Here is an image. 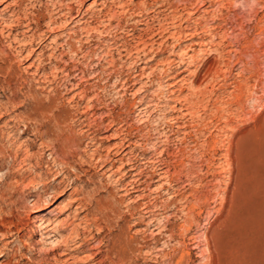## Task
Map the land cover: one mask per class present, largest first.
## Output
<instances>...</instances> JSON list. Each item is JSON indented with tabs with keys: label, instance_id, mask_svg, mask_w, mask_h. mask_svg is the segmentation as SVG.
<instances>
[{
	"label": "rangeland",
	"instance_id": "374dc122",
	"mask_svg": "<svg viewBox=\"0 0 264 264\" xmlns=\"http://www.w3.org/2000/svg\"><path fill=\"white\" fill-rule=\"evenodd\" d=\"M101 1L104 0H81L85 19L68 26L78 29L89 23L90 27H99L86 34L83 31L80 41H73L81 47L78 59L65 56L70 67L79 72L71 83L81 84L91 94L87 100L79 101L75 97L68 101L74 91L70 82L57 78L50 79L51 83L45 80L46 84L40 80L35 67L29 64L31 60H26L17 50L19 46L13 43V47L0 30V110L3 109L0 111V264H85L81 260L90 261L89 255L102 257L95 254L99 239L104 244H118L123 237L127 250L111 252L107 264L126 261L125 264H264V0H105V4ZM4 5L0 4L1 17L7 11ZM102 7L103 11H111L115 19L111 25L105 16H101L105 21L100 16L98 20L92 17ZM39 11L47 13L44 6ZM137 39H145L146 45ZM136 42L143 47L140 45L139 53L134 48ZM124 45L131 47L132 52L126 53ZM105 47L111 53H105ZM55 92L58 98L54 108L61 107L65 118L60 126L63 142L58 145L59 150L53 149L48 139L40 142L37 134L43 128H38L39 120L29 117L30 112ZM87 101L91 104L88 109ZM31 102L33 105L27 109ZM64 108L67 109L63 111ZM81 120L84 128L90 124L88 133L80 126ZM126 129L131 130L135 155L130 146L124 151L129 150L134 156L120 152L124 146L120 149L119 142L128 133ZM95 148L105 157L90 159L89 152ZM107 152L110 158H106ZM28 153L33 160L27 159ZM34 156L41 163L34 161ZM52 156L56 165L51 161ZM118 156L136 162L135 166L144 169V175L154 174L153 181L148 179L151 183L147 180L140 188L153 212L143 221L138 218L139 202V207L135 205L137 192L124 194L121 190V183L131 176L114 172L119 161L113 167L110 165ZM142 157L145 162L140 161ZM65 158L70 162L68 180L80 171L73 184H68L66 172V176L60 170L57 173ZM45 162L54 166L44 165ZM161 165L167 167L164 166L167 173L158 177L156 173ZM44 172L47 176L42 175ZM163 177L169 179L168 183ZM63 179V189L60 187L56 195L48 189L50 184ZM77 196L89 204L93 198L98 199L90 204L96 213L89 215L98 213L97 219L102 216L96 225H91V233L96 232V237L87 242L84 251L77 252L73 241L65 249L66 254L56 256L64 247L54 251L57 243L52 244V240L61 234L66 236L71 224L77 223L86 212L83 208L82 212L75 210ZM130 204L135 206L133 215L128 208ZM40 217H50V221H55L52 225H60V232L51 231L50 227L37 230L36 222L41 227L45 225L42 224L45 219ZM82 224L81 229L88 237L90 232ZM120 227L123 231L119 238ZM49 250L53 252L44 254Z\"/></svg>",
	"mask_w": 264,
	"mask_h": 264
},
{
	"label": "bare ground",
	"instance_id": "6f19581e",
	"mask_svg": "<svg viewBox=\"0 0 264 264\" xmlns=\"http://www.w3.org/2000/svg\"><path fill=\"white\" fill-rule=\"evenodd\" d=\"M167 1V0H166ZM102 2V4H105V0L104 1H101ZM136 2V1H135ZM145 2V1H144ZM148 2H150V1H148ZM147 2V3H148ZM157 2V1H156ZM155 2V3H156ZM2 3H4L5 5L3 6V8H5V9H7V11H6V13L5 14H3L2 15V17L0 16V24L2 25V27H1V32L2 33H5L6 35L5 36H7V38L9 39V43H12V46H13V43H15L16 45H18L19 46V48L17 49V50H19V53H21V55L22 56H24V58L26 59V60H31L30 61V66H34L35 68V74H36V76H38V78H40V80H42V81H45V80H49V82H50V79H57V78H60V79H62L63 81H67V82H73L72 80L74 79V75H75V73H77V72H75V70L76 69H72L70 66V61L68 62V61H66V59H65V56L67 55V57H68V55H71V57H72V59L73 58H77V56L81 53V47H78L76 44V42L74 43L73 41L75 40V41H80V37H81V35H82V32L84 31V33L85 32H89L91 29L93 30V29H98L99 27H90L89 26V23H86L85 25H81V26H78L79 28L78 29H76L77 27H73V29L72 28H70V27H68L69 26V24H71L72 23V25H73V22H77L78 23V21H81V19L84 17V12L82 11V6L80 5L81 4V0H48V1H46L45 3L43 2V0H0V4H2ZM107 3V2H106ZM142 3V2H141ZM140 3V4H141ZM159 3V2H158ZM165 3H167V2H165ZM137 4V3H136ZM144 4V3H143ZM168 4V3H167ZM108 5H110V4H108ZM126 5H131V4H128V3H126ZM146 5V4H145ZM149 5V4H148ZM41 6H44V8L46 9V11H47V13L46 14H43L42 12H40L39 11V9H40V7ZM135 6V5H134ZM133 6V7H134ZM158 6H159V4H158ZM109 7V6H108ZM138 6H136L135 8H137ZM142 7V6H141ZM165 6H163V8H164ZM147 8V7H146ZM153 8V7H152ZM171 8V7H170ZM4 9V10H5ZM105 8L104 7H102L99 11H97V12H93V14H92V17L93 18H98L99 16L101 17V16H105L104 18H106L107 19V24L108 25H111V23H112V21H113V19L114 18H112V13H111V11L108 9V10H106V11H103ZM145 9V8H144ZM44 10V9H43ZM42 10V11H43ZM86 10V9H85ZM164 10V9H163ZM176 10V9H175ZM174 11V10H173ZM44 12H45V10H44ZM111 13V14H110ZM175 13V12H174ZM167 14V13H166ZM170 14V13H169ZM115 15V14H114ZM117 15V14H116ZM115 15V16H116ZM172 15V14H171ZM177 15V14H176ZM164 16V15H163ZM77 17H79V18H77ZM165 17V16H164ZM171 17V16H170ZM104 18H100V19H103L104 21H105V19ZM119 18V17H118ZM175 18V17H174ZM83 19H85V18H83ZM99 19V18H98ZM97 19V20H98ZM170 19V18H169ZM177 19V18H176ZM94 20V19H93ZM115 20V19H114ZM118 20V19H117ZM174 20V19H173ZM100 21V20H99ZM103 21V22H104ZM167 21H169V20H167ZM98 22V21H97ZM102 22V21H101ZM171 22V21H170ZM116 23V22H115ZM175 23V22H174ZM97 24V23H96ZM104 24H105V22H104ZM161 24V23H160ZM115 26V25H114ZM163 27V26H162ZM133 28V27H132ZM107 29V28H106ZM164 29V28H163ZM176 29V28H175ZM164 31V30H163ZM175 31V30H174ZM155 32V31H154ZM83 33V34H84ZM94 33H95V30H94ZM104 33V32H103ZM130 33V32H129ZM140 33V32H139ZM165 33V32H164ZM169 33V32H168ZM175 33V32H174ZM1 34V33H0ZM86 34V33H85ZM157 34V33H156ZM138 35V34H137ZM172 35V34H171ZM176 35V34H175ZM4 36V35H3ZM84 36V35H83ZM91 36V35H90ZM132 36V35H131ZM141 36V35H140ZM173 36V35H172ZM86 37H88V35L86 36ZM96 37V36H95ZM143 37V36H142ZM175 37V36H174ZM85 38V37H84ZM90 38V37H89ZM98 38V37H97ZM96 38V39H97ZM139 38V37H138ZM135 39H136V37H135ZM83 40V39H82ZM86 40H88V39H86ZM122 40V39H121ZM138 40V39H137ZM107 41V40H106ZM139 42L141 41V39H139L138 40ZM137 41V42H138ZM137 42H136V44H137ZM138 42V43H139ZM119 43V42H118ZM124 43V42H123ZM141 43L142 44H144V45H146V40L144 39V41H141ZM141 43L140 44H137L136 46H135V44H134V48H136V51L139 53V51H140V45H141ZM99 44V43H98ZM102 44H103V41H102ZM124 44H127V43H124ZM110 45V44H109ZM108 45V46H109ZM131 45V44H130ZM93 46V45H92ZM97 46V45H96ZM99 46V45H98ZM107 46V45H106ZM121 46V45H120ZM125 46V45H124ZM132 47H133V45H131ZM149 46V45H148ZM14 47V46H13ZM12 47V48H13ZM67 47V48H66ZM94 47H95V45H94ZM110 47V46H109ZM117 47V46H116ZM119 47V46H118ZM130 47V46H129ZM141 47H142V45H141ZM145 47V46H144ZM103 48V47H102ZM112 48H113V46H112ZM111 48V49H112ZM121 48V47H120ZM122 48H124L123 46H122ZM94 48L92 47V50H93ZM104 49H107V50H105L106 52L105 53H111V51H110V49H108V48H104ZM103 49V50H104ZM133 49V48H132ZM142 49H143V47H142ZM141 49V50H142ZM91 50V49H90ZM95 50V49H94ZM100 50V49H99ZM118 50V49H117ZM120 50V49H119ZM124 50V49H123ZM125 50L127 51L126 53H130V51L132 52V50H131V47H130V49L128 48V47H126L125 46ZM145 50V49H144ZM150 50V49H149ZM147 51V50H146ZM17 52V51H16ZM84 52V51H83ZM121 52V51H120ZM88 53V52H87ZM118 53V52H117ZM140 53H142V52H140ZM144 53H146V52H144ZM96 54V53H95ZM123 54V53H122ZM135 54V53H134ZM88 55H91V52H90V54L88 53ZM84 56H85V53H84ZM92 56V55H91ZM102 56V55H101ZM106 56V55H105ZM110 56H112V54L110 55ZM120 56V55H119ZM126 56V55H125ZM129 56V55H128ZM133 56H135V55H133ZM87 57V56H86ZM85 57V58H86ZM100 57V56H99ZM98 57V58H99ZM108 57V56H107ZM138 57V56H137ZM17 58H20V57H17ZM129 58H131V57H129ZM148 58V57H147ZM71 59V58H70ZM69 59V60H70ZM78 59V58H77ZM76 59V60H77ZM106 59V58H105ZM105 59H103V60H105ZM114 59V58H113ZM75 60V59H74ZM98 61V60H97ZM110 61H111V59H110ZM114 61V60H113ZM76 62V61H75ZM102 62V61H101ZM116 62V61H115ZM72 63V62H71ZM107 63H110L109 61L107 62ZM112 63V62H111ZM105 64V63H104ZM72 65H74V64H72ZM111 65V64H110ZM76 66V65H75ZM95 66V65H94ZM105 66H106V64H105ZM104 67V66H103ZM47 68H49L48 70H47ZM74 68V67H73ZM90 68V67H89ZM104 68H106V67H104ZM82 69V68H81ZM91 69V68H90ZM11 70V69H10ZM78 70H79V67H78ZM7 72V71H6ZM33 72V73H34ZM81 72H83V71H81ZM80 72V73H81ZM85 72V71H84ZM32 73V72H31ZM79 73V72H78ZM77 73V74H78ZM144 73V72H143ZM10 74V73H9ZM84 74V73H83ZM8 75V74H7ZM15 75H17V74H15ZM93 75V74H92ZM99 75V74H98ZM133 75V74H132ZM13 76V75H12ZM33 76V75H32ZM87 76H89V75H87ZM86 76V77H87ZM131 76V75H130ZM138 76V75H137ZM136 76V77H137ZM15 77V76H14ZM34 78H35V76H33ZM105 77V76H104ZM133 77V76H132ZM85 78V77H84ZM93 78H95V75H94V77ZM99 78H100V76H99ZM81 79V78H80ZM79 79V80H80ZM83 79V78H82ZM104 79V78H103ZM128 79V78H127ZM136 79H138V78H136ZM39 80V81H40ZM78 80V81H79ZM134 80V79H133ZM122 81V80H121ZM38 82V81H37ZM41 82V81H40ZM46 82V81H45ZM48 82V83H49ZM77 82V81H76ZM27 83V82H26ZM51 83V82H50ZM50 83H49V85H50ZM56 83V82H55ZM60 83V82H59ZM81 83V82H80ZM125 83V82H124ZM46 84H47V82H46ZM53 85V84H52ZM66 85V84H65ZM81 85V84H80ZM80 85H79V83H77V84H75V83H71V85L70 86H72L70 89L71 90H74L73 91V94H72V97L70 98V97H68V98H70V99H68V101L69 100H73L75 97H79L80 98V100L79 101H81V99H86L87 100V98L89 97L88 96V94H90V93H88L87 92V90L85 89V88H83V87H80ZM39 86V85H38ZM47 86V85H46ZM50 87H52V86H50ZM50 87H48V88H50ZM85 87V86H84ZM52 88H54V87H52ZM56 89V88H55ZM33 90V89H32ZM57 90V89H56ZM90 90V89H89ZM54 91V90H53ZM67 91V90H66ZM52 92V91H51ZM60 92V91H59ZM25 93V92H24ZM23 93V94H24ZM94 93V92H93ZM96 93V92H95ZM94 93V94H95ZM56 94H58V93H56L55 92V94L53 95V96H50V97H48L47 98V101L46 102H42L39 106H37L36 108H38V109H36V110H34V112H30V118H32V119H37V120H39V123L37 124L38 125V128L41 130L42 128H43V131L41 132L40 131V133L38 132V136L40 137V142L41 143H45V139H48L49 141H51L52 142V144H53V149H54V147H56V149L57 150H59L58 149V145H60L61 146V142H63L62 141V133H61V128H60V126H61V123H63L64 121H65V118H64V116H63V114L61 113V107L59 108V107H56V109L54 108V106H56L57 105V98L58 97H56L55 95ZM18 95V94H17ZM46 95V94H45ZM48 95H50V94H48ZM61 95V94H60ZM91 95V94H90ZM28 97V96H27ZM44 97V96H43ZM61 97V96H60ZM87 97V98H86ZM99 98V97H98ZM60 99V98H59ZM58 99V100H59ZM84 99V100H85ZM94 99V98H93ZM11 100V99H10ZM75 100V99H74ZM97 100V99H96ZM95 100V101H96ZM61 101H62V98H61ZM13 102V101H12ZM73 102V101H72ZM91 102V101H90ZM59 103H61V102H58V104ZM64 103V102H63ZM69 103V102H68ZM78 103V102H77ZM6 104V103H5ZM12 104V103H11ZM66 104V103H65ZM33 105V102H31V103H29V105L27 106V109H29L31 106ZM60 105V104H59ZM68 105V104H67ZM71 105V104H70ZM90 103L87 101V104L85 105V107H87V109L88 108H90ZM78 106V105H77ZM82 106V105H81ZM80 106V107H81ZM84 106V105H83ZM99 106V105H98ZM94 107V106H93ZM1 108V107H0ZM4 108V107H3ZM190 108V107H189ZM67 108H64V110L63 111H65ZM74 109V108H73ZM192 109V108H191ZM3 110V109H2ZM2 110H0V111H2ZM82 110V109H81ZM143 110V109H142ZM189 110V109H188ZM84 111V110H83ZM144 111V110H143ZM190 111V110H189ZM192 111V110H191ZM68 112V111H67ZM90 112V111H89ZM69 113V112H68ZM73 113V112H72ZM141 113H142V111H141ZM145 113V112H144ZM189 113V112H188ZM19 114V113H18ZM73 114H75V113H73ZM82 114H84V113H82ZM90 114V113H89ZM107 114H109V113H107ZM195 114V113H194ZM66 115H67V113H66ZM69 115V114H68ZM71 115V114H70ZM80 115V114H79ZM78 115V116H79ZM16 116V115H15ZM19 116V115H18ZM75 116V115H74ZM81 116V115H80ZM89 116V115H88ZM110 116H111V113H110ZM178 116V115H177ZM66 117V116H65ZM19 118V117H18ZM76 118V117H75ZM78 118V117H77ZM87 118V117H86ZM89 118V117H88ZM175 118H177V117H175ZM21 119V118H20ZM68 119V118H67ZM72 119V118H71ZM70 119V120H71ZM80 119V118H79ZM78 119V120H79ZM173 119V118H172ZM26 120V119H25ZM83 120H84V118H83ZM86 120V119H85ZM84 120V121H85ZM28 121V120H27ZM33 120H31V122H32ZM35 121V120H34ZM72 121V120H71ZM173 121V120H172ZM177 121H178V119H177ZM36 123L38 122V121H35ZM76 122V121H75ZM78 122V121H77ZM86 122V121H85ZM112 122H113V120H112ZM111 122V123H112ZM183 122H185L184 120H183ZM30 123V122H29ZM34 123V122H33ZM72 123H73V121H72ZM82 123V120H81V122H80V124ZM110 123V122H109ZM189 123V122H188ZM78 124H79V122H78ZM83 124V123H82ZM82 124L80 125V126H82ZM183 125H184V123H182ZM191 124V123H190ZM25 125V124H24ZM15 126V125H14ZM35 126V125H34ZM69 126V125H68ZM84 126H87V133H88V129H90V124L88 125V124H86V125H84ZM120 126V125H119ZM172 126V125H171ZM191 126V125H190ZM83 127V126H82ZM93 127V126H92ZM124 127V126H123ZM178 127V126H177ZM37 128V129H38ZM76 128V127H75ZM84 128V127H83ZM85 128H84V130H85ZM130 128V127H129ZM167 128V127H166ZM175 128V127H174ZM26 129V128H25ZM30 128L28 127L26 130H29ZM65 129V128H64ZM68 129H69V127H68ZM71 129L72 128H70V131H71ZM92 129V128H91ZM117 129V128H116ZM176 129V128H175ZM179 129V128H178ZM66 130V129H65ZM121 130V129H120ZM127 130V129H126ZM185 130V129H184ZM31 131V130H30ZM37 131V130H36ZM128 131V133H126L125 132V136H123L121 139H120V149L124 146V148L120 151V152H122V151H124L125 150V147H127V146H130V147H132L131 148V151H132V153H133V150H134V145L133 146H131L132 144H133V141L131 140L132 139V134L129 132V131H131V130H127ZM154 131H155V129H154ZM163 131V130H162ZM180 131V130H179ZM69 132V131H68ZM121 132H123V131H121ZM141 132H143V131H141ZM185 132V131H184ZM72 133V132H71ZM76 133V132H75ZM86 133V134H87ZM130 133V134H129ZM139 133V132H138ZM33 134H35V133H33ZM32 134V135H33ZM84 134V133H83ZM93 134V133H92ZM115 134H117V132H115ZM123 134H124V132H123ZM134 134V133H133ZM141 134V133H140ZM159 134V133H158ZM162 134V133H161ZM1 135H2V133H1ZM69 135H71L70 133H69ZM142 135V134H141ZM34 136V135H33ZM85 136V135H84ZM91 136V135H90ZM151 136V135H150ZM156 136V135H155ZM160 136V135H159ZM36 137V136H35ZM71 137V136H70ZM73 137H74V135H73ZM72 137V138H73ZM86 137V136H85ZM88 137V136H87ZM86 137V138H87ZM93 137V136H92ZM97 137V136H96ZM139 137V136H138ZM141 137V136H140ZM169 137H170V135H169ZM175 137V136H174ZM31 138V137H30ZM165 138V137H164ZM177 138V137H176ZM74 139H76V138H74ZM134 139V138H133ZM141 139V138H140ZM160 139V138H159ZM169 139V138H168ZM167 139V140H168ZM47 140V141H48ZM147 140V139H146ZM145 140V141H146ZM181 140H183V139H181ZM39 141V140H38ZM70 141H71V138H70ZM73 141V144H74V141L75 140H72ZM87 141V140H86ZM141 141V140H140ZM140 141H138L139 142V144H141L140 143ZM148 141V140H147ZM153 141H154V139H153ZM152 141V142H153ZM93 142H94V139H93ZM138 142L136 143L137 145H138ZM151 142V143H152ZM174 142V141H173ZM38 143V142H37ZM69 143V142H68ZM91 143H92V141H91ZM116 143V142H115ZM161 143V142H160ZM167 143V142H166ZM27 144V143H26ZM87 144V143H86ZM135 144V143H134ZM145 144V143H144ZM148 144V143H147ZM164 144V143H163ZM29 145V144H28ZM42 145V144H41ZM47 145V144H46ZM50 145V144H49ZM70 145V144H69ZM75 145H76V143H75ZM95 145H97L96 143H95ZM19 146V145H18ZM59 146V147H60ZM115 146V145H114ZM143 146V145H142ZM170 146V145H169ZM29 147H30V145H29ZM46 146L44 145V148H45ZM68 147V146H67ZM72 147H73V145H72ZM72 147H70V148H72ZM77 147V146H76ZM94 147V146H93ZM99 147V146H98ZM139 147V146H138ZM141 147V146H140ZM145 147V146H144ZM162 147H164V146H162ZM28 148V147H27ZM48 148V147H47ZM51 148V149H52ZM61 148V147H60ZM64 148V147H63ZM69 148V147H68ZM92 148V147H91ZM104 148V147H103ZM161 148V147H160ZM33 149V148H32ZM31 149V150H32ZM40 149V148H39ZM56 149H55V151H56ZM74 149H76V148H74ZM108 149V148H107ZM106 149V150H107ZM110 149V148H109ZM156 149V148H155ZM168 149V148H167ZM166 149V150H167ZM22 150V149H21ZM79 150V149H78ZM78 150H76V151H78ZM88 150V149H87ZM161 150H162V148H161ZM17 151V150H16ZM72 151V150H71ZM70 151V152H71ZM74 151V150H73ZM76 151H74V152H76ZM91 151V150H90ZM110 151V150H109ZM112 151H114V150H112ZM131 151H129V150H127L126 152L124 151V154L126 155V153L128 154V152H130V154H131ZM159 151V150H158ZM36 152V151H35ZM54 152V151H53ZM85 152V151H84ZM105 152V151H104ZM111 152V151H110ZM134 152H135V150H134ZM165 152H167V151H165ZM24 153V152H23ZM65 153V152H64ZM90 153V155H89V158L91 157L92 159H100V158H103V156L105 157V155H102L101 153H99V151H98V148L96 149H94L93 150V152H89ZM108 153V155H106V158H110V153L109 152H107ZM116 153V152H115ZM4 154V153H3ZM66 154V153H65ZM122 154V153H121ZM124 154H123V156H124ZM134 154V153H133ZM133 154H131V155H133ZM138 154H139V152H138ZM141 154H143V153H141ZM157 154H161V153H157ZM168 154V153H167ZM36 155V154H35ZM54 155H56V154H54ZM62 155V154H61ZM72 155V154H71ZM70 155V156H71ZM77 155V154H76ZM88 155V154H87ZM135 155V154H134ZM133 155V156H134ZM151 155V154H150ZM174 155H176V154H174ZM27 156V155H26ZM32 156H33V154H32ZM85 156H86V154H85ZM127 156V155H126ZM143 156H144V154H143ZM39 157V156H38ZM60 157H62V156H60ZM73 157V156H72ZM119 157V156H118ZM116 158V159H114V161H112L111 162V167H113V166H115L116 165V162L117 161H119L120 163L118 164V166H117V168H115V170H114V172L116 171H119V172H123V175H126V176H131V178L129 179V180H127V181H124L123 183H121V190H124L123 192H125L124 194H131V193H135V192H137V194H136V197H135V199H137V203L135 204L136 205V207L138 206V202H139V206L141 207H139V211H138V213H139V217L138 218H140V220L142 219V221H143V219H144V217H146V215L149 213V212H151V204H150V202L148 203V202H146L145 201V198L147 197V195H145L144 193L145 192H143V193H141V191H140V188H141V186H145L144 184L147 182V180L148 179H152V181H153V177H154V174H151L150 176L149 175H144L145 173H144V169H140V168H142V167H137V166H135V163H133L131 160H129V161H125V160H128V158L127 157H119V158ZM130 157H132V156H129V158ZM137 157V156H136ZM136 157H133V158H136ZM139 157V156H138ZM146 157V156H145ZM171 157V156H170ZM32 159L31 158V154L29 155V153H28V157H27V159ZM42 158V157H41ZM52 158H54L53 156H52ZM51 158V159H52ZM64 157H62V159H63ZM88 158V157H87ZM90 158V159H91ZM106 158H104V161H106ZM123 158H127V159H123ZM141 158V157H140ZM163 158V157H162ZM161 158V159H162ZM4 159V158H3ZM23 159H24V157H23ZM27 159H25V161H27ZM37 158H35V156H34V161L36 160ZM61 159V160H62ZM131 159V158H130ZM146 159V158H145ZM157 159V158H156ZM160 159V160H161ZM33 160V159H32ZM41 160V159H40ZM40 160L38 161V159L36 160L37 162H40ZM103 160V159H102ZM102 160H100V161H102ZM140 160V159H139ZM151 160H152V158H151ZM159 160V159H158ZM30 161V160H29ZM44 161V160H43ZM46 161V160H45ZM49 161V160H48ZM47 161V162H48ZM51 161H54V164H55V162H56V159L54 158V159H52ZM58 161H60V160H58ZM58 161H57V163H58ZM94 161V160H93ZM136 161H137V159H136ZM141 162H145V160H144V157H142V160H140ZM147 161H149L148 160V157H147V160H146V162ZM153 161V160H152ZM167 161V160H166ZM32 162V161H31ZM79 162V161H78ZM85 162V161H84ZM91 163H92V160L90 161ZM95 162V161H94ZM156 162H157V160H156ZM159 162V161H158ZM157 162V163H158ZM163 162V161H162ZM161 162V163H162ZM41 163V162H40ZM52 163V162H51ZM51 163H49V164H47L46 162L44 163V165L45 164H47V165H51ZM70 163V162H69ZM68 160L66 161V158H65V160H62L61 161V163H60V166L58 167L59 169H57V173L59 172L58 170H60L61 171V173H63L65 176H66V174H67V177H68V174H69V172H68ZM88 163V162H87ZM118 163V162H117ZM160 163V162H159ZM166 163V162H165ZM168 163V162H167ZM172 163V162H171ZM59 164V163H58ZM99 164H100V162H99ZM149 164V163H148ZM164 164V163H163ZM53 165V164H52ZM51 165V166H52ZM56 165V164H55ZM144 165H146V164H144ZM54 166V165H53ZM72 166V165H71ZM75 166V165H74ZM73 166V167H74ZM129 166V167H128ZM143 166V165H142ZM154 166V165H153ZM164 166L165 165H161V166H159V168H158V172L156 173L157 175H158V177H162V175H166V173H167V164H166V169L164 168ZM73 167H71V168H73ZM81 167V166H80ZM97 167V166H96ZM110 167V166H109ZM110 167V168H111ZM169 167V166H168ZM48 168V167H47ZM52 169V167H50L49 168V170H51ZM69 169H70V167H69ZM79 169V168H78ZM81 169V168H80ZM108 169V168H107ZM156 169H157V167H156ZM53 170H55V168L53 167ZM110 170H112V169H110ZM110 170H109V172H110ZM170 170V169H169ZM47 171V169L45 170V172ZM70 171V170H69ZM72 171V170H71ZM154 171H155V169H154ZM45 172H44V174L42 173V175H48L49 173H50V171L48 172H46V174H45ZM53 172V171H52ZM51 172V173H52ZM54 172H56V171H54ZM54 172H53V174H54ZM65 172H66V174H65ZM73 172V171H72ZM82 172V171H81ZM85 172V171H84ZM96 172V171H95ZM77 173V172H76ZM75 173V174H76ZM152 173H153V171H152ZM172 173V172H171ZM174 173V172H173ZM56 174V173H55ZM73 174V173H72ZM74 174V175H75ZM79 174H80V171H79ZM79 174L76 176V177H74L71 181L70 180H68V179H71V178H67V181H68V184H73L74 182H76V180H78V176H79ZM95 174V173H94ZM148 174V173H147ZM37 175V174H36ZM46 175V176H47ZM50 175V174H49ZM48 175V176H49ZM63 175V176H64ZM110 175V174H109ZM156 175V176H157ZM20 176V175H19ZM45 176V177H46ZM52 176V175H51ZM55 176V175H54ZM64 176V177H65ZM72 176V175H71ZM91 176V175H90ZM111 176V175H110ZM144 176H145V178H144ZM34 177V176H33ZM40 177V176H39ZM50 177V176H49ZM122 177V176H121ZM157 177V178H158ZM170 177H171V175H170ZM23 178V177H22ZM29 178V177H28ZM43 178V177H42ZM48 178V177H47ZM46 178V179H47ZM54 178V177H53ZM120 178V177H119ZM164 178V177H163ZM167 178V177H166ZM166 178H164V179H166ZM37 179V178H36ZM44 179V178H43ZM42 179V180H43ZM19 180V179H18ZM31 180H32V178H31ZM38 180V179H37ZM45 180V179H44ZM150 180H148V182L149 183H151L150 182ZM160 180V179H159ZM162 180V179H161ZM160 180V181H161ZM167 180H169V179H166V181ZM20 181H21V179H20ZM27 181V180H26ZM25 181V182H26ZM29 181V180H28ZM34 181H36V180H34ZM40 181V180H39ZM51 181V180H50ZM173 181V180H172ZM176 181V180H175ZM19 182V181H18ZM30 182V181H29ZM33 182V181H32ZM38 182V181H37ZM46 182V181H45ZM64 182H65V180L63 179V180H61V181H58V182H56V183H54V184H50L49 185V187H48V189L50 188L51 190H54V194L56 195V191L61 187L62 188V186H64ZM20 183V182H19ZM34 183V182H33ZM86 183V182H85ZM153 183V182H152ZM161 183V182H160ZM163 183V182H162ZM167 183H168V181H167ZM35 184V183H34ZM170 184V183H169ZM173 184V183H172ZM46 185V184H45ZM146 185H148V184H146ZM41 186V185H40ZM66 186V185H65ZM103 186V185H102ZM150 186H151V184H150ZM161 186H162V184H161ZM68 187V186H67ZM75 187V186H74ZM34 188V187H33ZM61 188H60V190H61ZM147 188V187H146ZM164 188V187H163ZM63 189V188H62ZM46 190V189H45ZM44 190V191H45ZM144 190V189H143ZM1 191V190H0ZM47 191V190H46ZM59 191V190H58ZM175 192V191H174ZM122 193V192H121ZM5 194V193H4ZM40 194V193H39ZM39 194H37V195H39ZM46 194V193H45ZM96 194V193H95ZM2 195V194H1ZM49 195V194H48ZM54 195V196H55ZM116 195V194H115ZM40 196V195H39ZM41 196H42V194H41ZM44 196V195H43ZM51 196H53V195H51ZM122 196V195H121ZM154 196V195H153ZM152 196V197H153ZM78 198H75L74 200V202H76L77 203V206H76V208H75V210L76 209H82L83 208V210L84 209H86V212H85V214L80 218V220L77 222V223H72L71 224V226H70V228H69V231H68V234L65 236V235H63V234H61L60 236L62 237H60V238H55V239H53L52 240V244L53 243H57V245H56V247L53 249L54 251L56 250V249H59V248H62V247H64V251H60V253L59 254H57V253H55L54 255H56V256H63L64 254H66L67 253V250H65V249H67V248H69V247H71L70 245L71 244H73L72 242L73 241H75L76 243H74L73 245H75L76 246V251L77 252H81L82 250L84 251V246L87 244V242H89L91 239H94L95 237H96V232L95 233H91V225H96L97 224V220H99V219H102V216H101V218H99V219H97V217H95V215L97 216V214H93V215H91V217H89V215L90 214H92L93 212H95V211H93L92 212V209H91V202H92V204H93V200L95 201V202H98V199H96V198H93V200H90V204L89 203H86V202H84L86 199H84V198H82V197H79V196H77ZM122 198V197H121ZM134 198V197H133ZM149 198V197H148ZM147 198V199H148ZM3 199V198H2ZM39 199V198H38ZM126 199V198H125ZM129 199V198H128ZM142 199H144V201H140V200H142ZM174 200V199H173ZM133 201V200H132ZM170 201H171V199H170ZM131 202V201H130ZM153 202V201H152ZM101 203V202H100ZM161 203V202H160ZM104 204V203H103ZM126 204V203H125ZM155 204V203H154ZM157 204V203H156ZM152 206H155V205H153L152 204ZM108 207H109V205H108ZM2 208V207H1ZM107 208V207H106ZM128 208L131 210V213L130 214H134V211L132 210V209H134L135 208V206H134V204H130V205H128ZM157 208V207H156ZM108 209V208H107ZM153 209V208H152ZM158 209V208H157ZM128 210V209H127ZM122 211V210H121ZM2 212V211H1ZM81 212H82V210H81ZM106 212V211H105ZM111 212V211H110ZM135 212H137V211H135ZM48 213H50L51 215L52 214H55V213H52L51 211H48ZM80 213V212H79ZM96 213V212H95ZM152 213L153 212H151V215H152ZM47 214V213H46ZM107 214V213H106ZM109 214V213H108ZM116 214H118V213H116ZM38 215V214H37ZM100 215V214H99ZM157 215V214H156ZM46 215L44 214V217H45ZM76 216V215H75ZM79 216H80V214H79ZM117 216V215H116ZM130 216V215H129ZM44 217H40L41 219H45ZM99 217V216H98ZM109 217V216H108ZM114 217V216H113ZM123 217V216H122ZM134 217V216H133ZM149 219H150V217H149ZM160 220V219H159ZM102 221V220H101ZM134 221V220H133ZM152 221H154V220H151V222ZM158 221V220H157ZM53 222L55 223V221H50V217H48L47 219H45L43 222H42V224L44 223L45 225H43V227H41V224H39L38 222H36L35 224H36V226H37V230H40V229H42V228H46V227H50L49 229H51V231H54V232H60L59 230H60V225L58 224V223H56V224H54V225H52L53 224ZM145 222H146V220H145ZM82 223H84L85 225V227L87 228V231L88 232H90V233H88L89 234V236L87 237V234H85L83 231H82V227L80 226V225H82L83 226V224ZM129 223V222H128ZM58 224V225H57ZM67 224V223H66ZM104 224V223H103ZM106 224V223H105ZM131 225V223L129 224V226ZM157 225H158V223H157ZM156 226V225H155ZM154 226V227H155ZM162 226V225H161ZM110 227V226H109ZM166 227V226H165ZM159 228H161V227H159ZM168 228V227H167ZM94 229V228H93ZM103 229V228H102ZM125 229V228H124ZM128 229V228H127ZM171 229V228H170ZM169 229V230H170ZM63 230H66V228H64L63 227ZM144 230V229H143ZM93 231V230H92ZM122 231H123V228L122 227H120V229H119V233L118 234H120L119 235V238H120V236H121V234H122ZM171 231V230H170ZM7 232H9V231H7ZM135 232V231H134ZM142 232V231H141ZM152 232V231H151ZM162 232V231H161ZM1 233L2 234H6V232L4 231V232H2L1 231ZM49 233H51V232H49ZM126 233V232H125ZM145 233V232H144ZM144 233H142V234H144ZM138 234V233H137ZM152 234H154V233H152ZM156 234V233H155ZM125 235V234H124ZM2 237V236H1ZM6 237H7V235H6ZM116 237V236H115ZM150 237V236H149ZM153 237V236H152ZM114 238V237H113ZM118 238V237H117ZM128 238V237H127ZM138 238V237H137ZM136 238V239H137ZM140 238V237H139ZM98 239V238H97ZM106 239V238H105ZM116 239V238H115ZM131 239V238H130ZM144 239V238H143ZM146 239V238H145ZM129 240V239H128ZM127 240V241H128ZM153 240V239H152ZM155 240V239H154ZM112 241H113V239H112ZM139 241V240H138ZM70 242H71V244H70ZM109 242V241H108ZM118 242V241H117ZM133 242V241H132ZM142 242H144V241H142ZM129 243V242H128ZM140 243V242H139ZM138 243V244H139ZM155 243V242H154ZM136 244V243H135ZM125 245H126V238L125 237H123V240L122 241H120V243L118 242V244H116V243H107L106 242V244H104V242H103V240L102 239H99V245H97V249H96V252H95V254H101L102 255V257L100 258V259H98V258H95V255H92V256H85V257H87L88 258V260L90 259V261H85V259H84V261H82L81 260V263L82 262H86L85 264H107V262H109V261H107L106 262V260L108 259V256H109V254L111 253V252H117V253H121V252H123L124 251V249L126 248L125 247ZM142 245V244H141ZM74 246V247H75ZM104 246H107V248L106 249H104L103 247ZM137 246H139V245H137ZM148 246V245H147ZM130 247V246H129ZM151 247V246H150ZM149 247V248H150ZM51 248V247H50ZM140 248V247H139ZM148 248V249H149ZM72 249H73V247H72ZM132 249V248H131ZM137 249V248H136ZM142 249V248H141ZM155 249V248H154ZM160 249V248H159ZM53 250H49V251H45L44 252V254L45 253H50V252H53ZM70 250V249H69ZM126 250H127V248H126ZM125 250V251H126ZM129 250V249H128ZM151 250H153L152 248H151ZM124 251V252H125ZM133 251V250H132ZM145 251V250H144ZM147 251V250H146ZM149 251V250H148ZM130 252H131V250H130ZM141 252V254H142V251H140ZM39 253V252H38ZM132 253V252H131ZM157 253V252H156ZM43 254V253H42ZM112 254V253H111ZM144 254V253H143ZM121 255V254H120ZM127 256H128V253L126 254ZM127 256H126V258H127ZM164 256V255H163ZM124 257H125V255H124ZM136 257V256H135ZM69 258V257H68ZM115 258H117V257H115ZM39 259H41L40 257H39ZM110 259V258H109ZM137 260V259H136ZM40 261V260H39ZM44 261V260H43ZM56 261V260H55ZM64 261H66V259H64ZM111 261V260H110ZM120 261V260H119ZM122 261H123V259H122ZM125 261V260H124ZM127 262V261H126ZM125 262V263H126ZM112 263V262H111ZM124 263V264H125ZM132 263V262H131ZM38 264H42V262H39ZM109 264V263H108ZM113 264H114V262H113ZM116 264V263H115ZM128 264V263H127Z\"/></svg>",
	"mask_w": 264,
	"mask_h": 264
}]
</instances>
